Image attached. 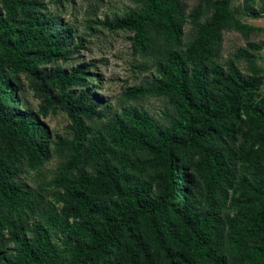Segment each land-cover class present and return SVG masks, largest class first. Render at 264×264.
Here are the masks:
<instances>
[{"label":"trees","instance_id":"obj_1","mask_svg":"<svg viewBox=\"0 0 264 264\" xmlns=\"http://www.w3.org/2000/svg\"><path fill=\"white\" fill-rule=\"evenodd\" d=\"M3 1L10 18H14L21 0ZM141 1L142 9L129 11L109 22V26L133 30L134 43L143 52L152 45L151 28L158 27L166 43L178 41L182 31L177 0ZM231 2L217 3L212 22L203 28L208 39L235 14ZM32 23L40 24L34 20ZM65 29V25H50L46 34H39L38 39L33 37L42 47L32 50L25 40L13 37L0 16V133L5 142L0 150L12 159L25 153L31 167L49 159L47 128L34 118L12 115L8 110L14 91L3 75V66L8 60L10 68L20 72L30 70L35 60L69 54L70 37ZM167 56L160 80L133 87L125 94L132 99L147 93L173 97L177 116L171 118V128L160 127L136 108L127 110L128 123L118 119L114 128L118 147L144 144L149 148L152 157L140 165L159 171L156 195H150V185L120 174L96 145L87 151L82 148L85 124L79 107L67 101L65 109L76 134L70 158L62 165L56 182L66 189L68 218L49 212L47 222L54 229L67 232L76 242L69 244L70 257L64 260L53 246L46 227L38 226L35 241L26 237L24 228H19L11 235L18 256L8 264H148L152 259L151 244L166 254L167 264H229L216 235L221 223L217 214L196 213L189 204L191 194L180 158L189 151L200 153L212 197L228 177L217 148L233 136L238 118L244 116L242 121L252 127L264 146V96L258 99L253 95L255 82L242 77L232 63L230 73L220 65L214 67L212 90L218 95L213 96L204 75L199 70H190L180 53L169 50ZM57 77L69 84L79 81L75 73H58ZM144 133L157 135L156 140L148 142ZM253 154L262 156L260 149ZM97 158L103 164L97 174L79 169L81 164H91ZM121 160L128 165L125 159ZM73 169H78V175L68 176ZM18 172L16 165L0 157V233L12 224L7 214L26 204V187L17 180ZM238 205L242 209L232 220L230 236L231 248L239 253L235 263L264 264V189L255 196L244 195ZM70 217L79 222L71 223ZM143 252L149 257L141 263L139 255Z\"/></svg>","mask_w":264,"mask_h":264},{"label":"rangeland","instance_id":"obj_2","mask_svg":"<svg viewBox=\"0 0 264 264\" xmlns=\"http://www.w3.org/2000/svg\"><path fill=\"white\" fill-rule=\"evenodd\" d=\"M220 1L177 0L181 38L166 43L161 30L151 28L152 45L143 52L134 43L133 30L109 26V22L129 11L142 9L141 0H21L22 5L16 7L14 18H10L5 2L0 0L1 20L8 24V31L14 38L26 41L28 49L42 47V43L35 42L33 37L38 39L39 34H46L50 25H65L70 37V53L65 56L35 60L30 70L20 72L13 71L8 60L3 66V75L14 91L8 110L12 115L34 118L46 126L49 159L31 167L25 153L12 159L0 150L1 158L19 168L17 180L25 185L27 195L25 205L7 214L12 224L0 233V264L13 263L18 256V248L11 238L13 232L24 228L26 237L35 241L40 225L48 229L51 242L62 258L68 260L70 257L68 246L76 239L47 222L49 212L66 218L69 204L66 189L56 182L62 165L70 158L76 134L65 102L79 107L86 129L82 148L87 151L96 145L120 174L150 185L153 196L157 193L159 171L140 165L152 157L149 148L144 144L118 147L114 142V128L118 119L128 123L127 110L131 108L146 113L160 127L171 128V118L177 116L173 97L147 93L132 99L125 94L133 87L148 86L161 79L167 51L180 53L190 70H199L208 81L209 94L213 96L218 95L212 90L214 67L220 65L230 73V63L242 77L255 82L256 88L252 92L255 97L264 96V0H232L235 14L208 39L203 28L212 22ZM33 20L40 24H33ZM58 73H75L79 81L74 84L63 82L57 77ZM242 118L243 115L238 118L233 136L217 148L228 177L212 197L200 153L189 151L180 158L191 194L189 204L196 213L217 214L221 223L216 235L229 264H236L239 257L230 246L232 220L242 209L238 205L239 199L244 195L255 196L264 189V146ZM144 135L148 142L157 137L155 134ZM4 145L0 133V149ZM256 149L261 150V158L253 154ZM79 169L95 175L103 169L102 159L81 164ZM67 175L76 177L78 169ZM68 220L79 222L74 217ZM149 254L152 259L148 264L168 263L166 254L155 245H150ZM146 257L149 256L141 253L140 262H145Z\"/></svg>","mask_w":264,"mask_h":264}]
</instances>
